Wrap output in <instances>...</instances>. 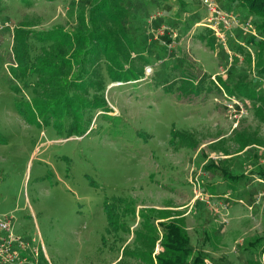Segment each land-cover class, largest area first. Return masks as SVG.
I'll return each instance as SVG.
<instances>
[{"label": "rangeland", "instance_id": "rangeland-1", "mask_svg": "<svg viewBox=\"0 0 264 264\" xmlns=\"http://www.w3.org/2000/svg\"><path fill=\"white\" fill-rule=\"evenodd\" d=\"M214 1L239 22L253 19L229 0ZM89 4L0 0V222L7 226L0 239L23 246H12L23 257L9 264H114L119 246L133 240L110 220L132 232L142 208L154 223L180 214L204 264H264V177L258 172L264 171V120L250 105L261 103L264 76L256 75L248 34L238 27L227 39L231 27L224 46L213 32L214 43H205L199 38L206 36L200 0H127L124 6L136 18L126 30L146 41L149 63L141 65L142 74L115 80L101 61L95 70L100 89L84 98L101 95L103 111L34 109L29 117L31 90L20 82L18 92L9 86L16 82L12 28L71 30L79 8L86 11ZM32 45L35 55L39 44ZM135 58L130 53L122 65L136 67ZM237 75L246 76L251 95L237 87L232 95L242 97L229 99L217 87L231 85ZM241 127L261 143L237 153L231 134ZM209 162L245 178L225 180L218 167L206 168ZM158 249L154 245L153 253Z\"/></svg>", "mask_w": 264, "mask_h": 264}, {"label": "trees", "instance_id": "trees-1", "mask_svg": "<svg viewBox=\"0 0 264 264\" xmlns=\"http://www.w3.org/2000/svg\"><path fill=\"white\" fill-rule=\"evenodd\" d=\"M144 1L148 3L151 0ZM229 1L238 8H245L247 17H253L251 24L255 35L247 33L245 43L254 47L253 66H255L256 75L264 76V0ZM22 2H28V0H22ZM123 2L124 0H91L86 11L82 6L79 8L71 30H65L59 26L48 30H33L23 26L25 24L12 28L11 52L14 64L10 65V68L12 81L16 82H12L9 86L18 92L21 89L20 82L21 85L31 90L34 106L33 109L28 108L29 117H32L34 109L40 114H63L82 110H88L90 113L103 111L101 108H104L105 103L101 95L91 92L88 99L84 98L89 90L100 89V76L95 73V70L100 67L101 61L105 74H109L115 80L134 81L142 74L141 65L144 67L149 63L143 56L146 41L143 35L140 41H135L134 34L126 30L127 21L134 20L136 17L129 11V8L124 6L127 0ZM231 27L233 32L229 31L227 39L234 37V29L238 28ZM203 31L206 32V36L202 34L199 38L204 39L205 43L212 42L213 44L215 37L211 29L205 26ZM36 42L39 44V51L34 55L32 54L34 46L32 43ZM240 45L242 44L237 42L236 49L243 53V46ZM130 53H133L138 61L134 68L122 65L124 60L129 59ZM245 54L248 55L247 52ZM245 80L246 76L244 79L243 75H237L234 83L219 85L217 89L220 91L222 89L224 94L230 95L229 97L239 98L242 97L240 94L232 95L235 91L233 89L244 87L243 94L249 97L251 94L248 93L249 88H246L248 85ZM228 87L229 90H227ZM225 89L228 92H225ZM77 93L80 94L77 95ZM259 99H261L260 104L254 106L252 102L250 105L253 114L263 121L264 93L259 96ZM251 132L243 127L232 130L231 136L237 145V153L250 144L260 145L261 141L257 140L256 136H252ZM211 147L224 155L229 154L227 150L216 144H211ZM217 167L225 180L240 181L245 178L242 171L238 174H231L216 163L209 162L206 165V168ZM258 172L261 177H264V171L259 170ZM147 213L149 212L142 208L141 218L132 232L127 225L113 223L110 220L113 229L116 230L122 226L123 230L131 233L133 240L131 245L123 243L119 246L120 256L114 264H120L121 259L122 261L132 260L135 264H204L203 256L199 252L193 253L187 231L182 224L183 218L179 216V213L177 217H169L166 222L157 223H154ZM168 216L171 215L168 214ZM116 238L121 240L120 236ZM156 244L159 249L153 253ZM19 256L23 257L20 254Z\"/></svg>", "mask_w": 264, "mask_h": 264}, {"label": "built area", "instance_id": "built-area-1", "mask_svg": "<svg viewBox=\"0 0 264 264\" xmlns=\"http://www.w3.org/2000/svg\"><path fill=\"white\" fill-rule=\"evenodd\" d=\"M200 2L206 9V17L199 22V24L211 29L216 36V40L222 43L223 46L225 45L224 32L226 30H230L233 25L239 27L245 33L255 35L254 28L248 19L243 22H239L238 18L232 12L221 8L214 0H200ZM5 226L6 224L0 222V230L7 232L6 228H4ZM8 236H10L14 241L17 239L12 235ZM13 245L21 249L23 248L21 242L19 246L17 244L10 243L9 241L0 239V264L12 263L19 257V252L17 249L12 248Z\"/></svg>", "mask_w": 264, "mask_h": 264}, {"label": "crops", "instance_id": "crops-1", "mask_svg": "<svg viewBox=\"0 0 264 264\" xmlns=\"http://www.w3.org/2000/svg\"><path fill=\"white\" fill-rule=\"evenodd\" d=\"M228 98H229V97H228ZM229 99H231V97H230Z\"/></svg>", "mask_w": 264, "mask_h": 264}]
</instances>
